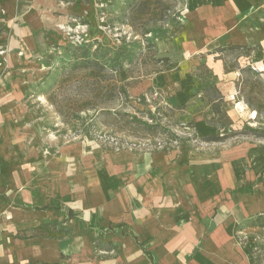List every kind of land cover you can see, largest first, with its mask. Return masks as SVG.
<instances>
[{"label":"crops","instance_id":"1","mask_svg":"<svg viewBox=\"0 0 264 264\" xmlns=\"http://www.w3.org/2000/svg\"><path fill=\"white\" fill-rule=\"evenodd\" d=\"M78 2L0 0V264H253L237 228L264 211V143L224 150L205 178L211 196L171 154L68 146L49 157L33 143L19 88L37 64L26 58L61 40L58 25ZM218 11L206 43L238 52L240 70L232 78L218 61L217 88L261 122L240 86L251 75L264 81V0H229Z\"/></svg>","mask_w":264,"mask_h":264},{"label":"rangeland","instance_id":"2","mask_svg":"<svg viewBox=\"0 0 264 264\" xmlns=\"http://www.w3.org/2000/svg\"><path fill=\"white\" fill-rule=\"evenodd\" d=\"M227 1L79 0L78 13L58 25L61 40L26 58L37 64L19 88L29 111L23 123L30 126L33 143L45 145L49 157L68 146H82L97 156L119 151L171 154L193 167L192 180L213 195L215 185L205 178L217 171L218 156L241 141L258 147L264 143L248 131L264 125L260 76L251 75L240 87L242 95L262 102L261 122L251 120L234 98L221 101L220 113L211 101L216 97L211 87L224 91L216 75L218 61L232 78L240 70L238 52L206 43L204 37ZM119 47L131 50L122 70L84 69L87 62L105 63V49ZM79 63L85 64L75 67ZM205 157L210 170L200 179ZM237 237L253 264H264V211L244 220Z\"/></svg>","mask_w":264,"mask_h":264},{"label":"trees","instance_id":"3","mask_svg":"<svg viewBox=\"0 0 264 264\" xmlns=\"http://www.w3.org/2000/svg\"><path fill=\"white\" fill-rule=\"evenodd\" d=\"M103 49V48H102ZM106 51H108L109 53V58L106 60L105 63H99L97 61H93L91 62H87V66H85V70L89 69V70H93V69H100V70H108L111 73L114 72H118L120 70H122L124 68V62H127L130 54H131V50H129L127 47H119L118 50H113V48H107L105 49ZM83 64L85 63H79V64H74L75 67L77 68H81L83 66ZM94 67V68H92ZM246 72V71H245ZM260 86L263 89V93H264V83H260ZM211 90L216 93V97H211V101L213 102L214 105V109L216 111V113H220L219 108H220V103L221 101L224 100V97L222 96L221 92L218 90V88L211 87ZM123 94H124V89L122 90ZM110 95L114 96L115 95V89L112 88L110 91ZM264 96V95H263ZM216 100H218V102H216ZM246 102L251 106V108H254L255 110L258 111L259 116L263 117L262 115V110L260 109V107L257 106V102L249 99L246 97ZM145 128V126H143ZM222 128L226 127L224 124L221 125ZM154 129L153 127L148 126V128L146 127L145 130L152 132L151 130ZM249 133H252V137L256 138V139H264V127L263 128H250V130H248ZM222 137L219 136H208L207 139L208 140H220Z\"/></svg>","mask_w":264,"mask_h":264},{"label":"bare ground","instance_id":"4","mask_svg":"<svg viewBox=\"0 0 264 264\" xmlns=\"http://www.w3.org/2000/svg\"><path fill=\"white\" fill-rule=\"evenodd\" d=\"M255 114V113H254ZM255 116V115H254Z\"/></svg>","mask_w":264,"mask_h":264},{"label":"built area","instance_id":"5","mask_svg":"<svg viewBox=\"0 0 264 264\" xmlns=\"http://www.w3.org/2000/svg\"><path fill=\"white\" fill-rule=\"evenodd\" d=\"M254 70H255V68H254Z\"/></svg>","mask_w":264,"mask_h":264}]
</instances>
